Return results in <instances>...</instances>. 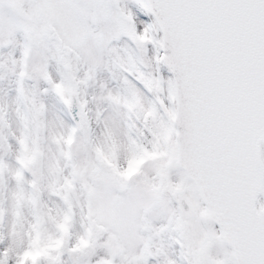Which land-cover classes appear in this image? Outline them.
<instances>
[{
    "label": "snow or ice",
    "instance_id": "snow-or-ice-1",
    "mask_svg": "<svg viewBox=\"0 0 264 264\" xmlns=\"http://www.w3.org/2000/svg\"><path fill=\"white\" fill-rule=\"evenodd\" d=\"M0 264H264V0H0Z\"/></svg>",
    "mask_w": 264,
    "mask_h": 264
}]
</instances>
